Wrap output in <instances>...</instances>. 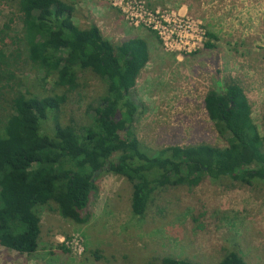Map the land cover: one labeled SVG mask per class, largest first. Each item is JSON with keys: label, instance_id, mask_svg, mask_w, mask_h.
I'll return each instance as SVG.
<instances>
[{"label": "rangeland", "instance_id": "374dc122", "mask_svg": "<svg viewBox=\"0 0 264 264\" xmlns=\"http://www.w3.org/2000/svg\"><path fill=\"white\" fill-rule=\"evenodd\" d=\"M64 1L74 4L79 27L96 24L115 44L133 37L148 41L149 61L132 91L142 108L132 129L143 148L226 146L205 108V96L212 89L222 91L231 79L244 89L253 122L264 132V0H142L154 10L181 9L203 22L206 41L214 47L203 45L180 57L167 51L152 29L131 25L121 0ZM19 16L11 1L0 0L1 47L19 30ZM13 74L21 90L66 95L53 113L61 124L89 123L88 106L107 92L105 81L90 69L80 72L74 86L59 84L57 74L31 63ZM52 117L43 125L49 133ZM132 193L123 176L99 174L87 224L45 210L39 250L28 255L0 245V264H163L166 256L216 264L231 249L248 264H264L263 182L225 177L205 178L194 187L168 186L157 191L144 215L132 211Z\"/></svg>", "mask_w": 264, "mask_h": 264}, {"label": "trees", "instance_id": "16d2710c", "mask_svg": "<svg viewBox=\"0 0 264 264\" xmlns=\"http://www.w3.org/2000/svg\"><path fill=\"white\" fill-rule=\"evenodd\" d=\"M9 1L20 14V28L10 35L8 45L0 46L1 246L35 254L45 210L87 224L97 177L106 172L132 184L136 215H144L157 191L168 186L194 187L205 178L225 177L264 183V132L253 122L240 83L231 79L222 91L212 89L205 96V108L226 146H168L151 151L141 146L132 129L142 111L132 91L149 61L148 41L133 37L115 44L96 24L79 27L74 4L64 0ZM7 27L6 23L3 28ZM205 47L214 43L207 40ZM28 63L57 74L58 83L66 86L77 84L85 69L103 79L107 92L88 106L90 122L79 127L74 121L56 120L53 113L66 102L64 94L43 97L21 90L13 73ZM50 116L54 119L51 133L43 127ZM162 262L205 264L169 256ZM216 264L248 262L231 249Z\"/></svg>", "mask_w": 264, "mask_h": 264}, {"label": "built area", "instance_id": "2783aa9c", "mask_svg": "<svg viewBox=\"0 0 264 264\" xmlns=\"http://www.w3.org/2000/svg\"><path fill=\"white\" fill-rule=\"evenodd\" d=\"M127 21L134 26H146L160 38L165 49L178 57L200 50L206 42L203 22L187 11L152 9L142 0L120 1Z\"/></svg>", "mask_w": 264, "mask_h": 264}]
</instances>
